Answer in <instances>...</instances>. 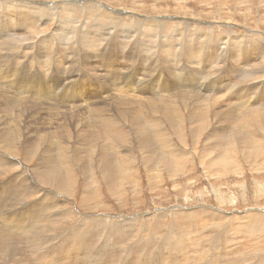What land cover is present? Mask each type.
I'll use <instances>...</instances> for the list:
<instances>
[{
    "label": "rangeland",
    "instance_id": "rangeland-1",
    "mask_svg": "<svg viewBox=\"0 0 264 264\" xmlns=\"http://www.w3.org/2000/svg\"><path fill=\"white\" fill-rule=\"evenodd\" d=\"M37 1L38 2L41 1L38 6L41 7L40 10L42 11L40 13L39 11L35 12L39 17L41 16V18H44V16L46 15L48 19H50V17L53 14L62 16L63 13H65L67 16L63 17L61 21L66 22L67 25L70 26V28L63 29V27L62 28L57 27L55 20L53 22L50 20L48 21V19L46 20L44 19L42 21V25H40L39 27L40 30L42 28L43 29L47 28V31L42 35L43 39L39 43L29 46V48L25 50H22V49L19 50L20 48L19 45H16L15 47H13L11 43L4 44V40H5L4 25L5 23L0 24V56H1L0 65L3 68L7 67L8 72L16 71L17 73H19L20 77L23 78V80H19V82H24L25 84H27V80L25 76L21 75L23 73L29 74L30 77L31 76H34V77L46 76L47 79H49L50 77L60 78L62 77L60 73L62 70L61 68H64L65 66H66V69L69 71L67 75L70 77H74L75 79L74 82L85 83V81L82 80V75L84 74L87 76L89 75L98 76V75H96L94 72L84 67V65L82 64L84 59H90V62L96 61L95 63L99 65V72H102L103 74H106V69L109 67V66L108 67L106 66L107 62L108 64L115 62V65L119 68L124 67L125 70H123V72L124 71L132 72V69L137 67L138 63L140 62L141 65L143 63V66L145 64L144 67L142 66V72L140 74L144 76L146 73L147 74L149 73L148 76L147 74L145 75L148 78L150 74L152 73V71H154L153 69L157 68L155 66L156 65L158 66L159 64V56H158L159 53L158 52H159V48L163 44V38L160 35L154 36L153 35L154 33L152 32H144V28L146 27L145 24L148 22H153L155 20H158L161 22H169L170 24H172L174 28L177 25L178 27H176L175 29L172 27L173 28L172 30L174 31L176 29H179V31L186 29L188 32V35L189 36L191 35L193 39H196L200 34L206 35V29L208 25L215 24L217 27L214 26V29L212 30L213 36L215 38L217 37L218 40L220 38H223V36H224L223 39H225L227 36L228 37L230 36L231 38L235 37L237 39L240 38L241 44H239V47L238 45L235 44V46H237V48L239 49H241L240 45L242 44L251 46L252 41L253 43L256 42L257 44H264V33H263L264 32V0H248V1H245L244 4L240 3V6L236 4L235 8L237 10L234 8V3H232L233 1L231 2L232 4L231 5L230 1L228 2V0H221L222 4L224 5H222V7L218 11L219 16L224 17L226 14V17L232 16L233 20H235L234 21L235 24L229 23L226 26L222 25L225 22L218 23L214 21L213 17H217L216 15L217 13L215 11V8L217 6L210 5L212 4V1L211 2L209 1L208 3L197 4V0H195V2H193L194 0H183L182 1L183 3L180 4L183 6V8L182 9L178 8L180 9L179 11L176 7H180V6L175 4L173 0H167L162 3L152 2L149 0H140L139 4L140 5L143 4L146 6L144 9L145 11L141 12L142 14L138 12H135L137 14H132L130 11L137 10L134 7L129 11V9L131 8V0H126V1L123 0L119 2L118 5L120 6H117V4L116 5L111 4L112 2H114V0H102V1L101 0H79V1L78 0L77 1L76 0H61V3L60 2H57V3L48 2L44 0H37ZM0 3L2 5V0H0ZM30 3L32 4V2H27L28 5H30ZM89 4L94 5L95 7H97V9H100L102 12L101 15L105 18V20L107 19L105 16H107L109 20H112L114 19L113 17H115V20L117 19L116 21L119 22L118 30L115 29L117 31L115 30L111 31L112 33L109 37L105 35H100V33L104 34L110 30L105 31V30H100L97 28L98 30L97 38H99V44L102 41H104L105 44L102 47H98L99 46L98 44L93 50H89L90 52L85 48L84 44L81 42L80 37H79V31L77 29L74 31V40L71 39V34L73 31L71 26L76 23L77 18H79L81 14L75 17V15L70 14L68 11H63V13L61 14L59 13L60 9L66 5H76L77 7H79V6H86ZM127 4L128 5L130 4V5L128 6ZM101 5H103L102 8H101ZM245 5L246 7L244 8ZM201 6H204V7L201 8ZM237 6L239 7V10ZM187 8L188 10H186ZM155 9H161L160 11L166 12V14H157L161 12ZM241 9L248 10L249 17L247 19H244L243 14H240L241 12L243 13V10ZM185 10L189 12H186ZM2 11L4 10L2 9ZM118 11H121V12L125 11V13L118 14ZM152 11L154 13H152ZM184 12L189 14L187 15V18L182 16ZM233 12H235L236 14L234 13L233 15ZM177 13L179 14L177 15ZM210 13L212 14L214 13V16L213 15L210 16L209 15ZM129 14L131 15L128 16ZM223 14L224 16H221ZM133 15H137L136 16L137 18ZM179 15H181L182 17ZM193 15H195L196 17ZM190 16H193V17H190ZM4 19L5 18H3V21ZM15 21L16 20H8L6 23L11 22L12 24H14ZM210 21H212L213 23ZM120 22H123L125 24L120 23ZM243 22L244 23L246 22L245 24L247 26H245ZM121 24H123L124 26ZM238 24H240L241 28ZM242 25L246 28H243ZM192 26L194 29L192 28ZM255 26L258 28H256ZM22 27L24 28L23 31L20 32L18 29H16L14 32L22 33V34L26 33L25 31L26 24L22 25ZM204 29H205V34H204ZM191 30H192V33L190 32ZM216 30H218L217 32L219 33H217ZM9 31L13 32L11 29ZM119 31L124 32L126 35L124 34L123 37L118 36L117 34ZM251 31H252V34H254L253 37H251L252 36ZM62 33H64L65 37H63L64 35H62ZM242 33L244 35H242ZM114 34L117 35L118 37L115 36ZM122 38L124 39L122 40ZM212 40L213 39H211L209 43L210 46L211 47L212 45L216 46L217 42L215 40L213 41ZM181 42H182V38L179 39V41H177L176 43H181ZM213 42L215 43L213 44ZM134 44H138V45L140 44L139 46H141L142 50L136 49ZM229 47H231V45ZM229 47L228 49L226 48V51H224L223 53L219 52V56L221 57L219 59L220 61L226 59L227 56L229 55L228 52L231 51L230 49H232L233 46L230 49ZM145 49L149 50L148 53H146ZM141 51H144L146 55L143 54L144 52H141ZM54 53H57V54H54ZM224 53H226L227 55ZM151 54L152 55L154 54L153 56L155 59L151 58L152 61H147V65H146V63L144 62L145 58L146 59L150 58L149 56H151ZM60 55H63V57ZM95 55H101V56L93 57ZM130 55L133 56L134 58L131 59L132 57ZM26 56H28V59ZM108 57H109V60L107 61ZM179 58L181 59L180 56ZM251 59L249 58V61H250L249 65H255L262 61L260 59L259 60L257 59V61L252 59L253 60L252 61ZM126 60H128V63L126 62ZM229 60L230 62H233L232 59H230V56H229ZM242 64L236 66L234 71H231L232 69L231 67L233 63L218 64L220 65L219 72L222 73L220 75L221 79L217 78V79H214V81L208 80L207 82H204L205 84H203L202 76L205 72H207V69L205 68L204 70L200 71L201 73L200 76H197L199 79L197 77L191 79L193 81H191L192 85L191 84L190 85L193 87L191 86L190 87L192 89L194 88L193 91H195V90H198L200 86L202 87V89L204 88L207 89V88H210V86H216V84H219L220 86L222 84L221 87H223V89H226V90L231 85H235L234 89H240L242 87L243 88L246 87L249 90L251 89V87L254 85L253 83L258 78L261 79L263 77L261 80H259V82L263 83V85L260 87L261 90L259 89L262 92L259 97L264 96L263 95L264 65L261 68H258V69L256 68L254 70L255 71L254 73L259 75V76L256 75L257 77L256 80L249 79L246 81L245 74L244 73H243L244 75L242 74V72L245 71L243 69L245 68L244 67L245 63H242ZM223 65H224V68L222 67ZM37 67L42 68V70ZM55 67L59 69L57 70ZM247 67L248 66H246V68ZM237 68H240L238 69L240 71L242 69L244 71L242 70V72H240L237 70ZM235 70L237 72H235ZM41 72L42 73L45 72V73L42 74ZM141 75L140 77H142ZM229 76L232 77V80L230 79L231 77ZM207 79L208 78H206V80ZM146 81L150 82L151 80L148 79ZM189 82L190 80L187 81V84H189ZM62 83H63V80L60 79L56 81L55 84L60 85ZM243 84L244 86H242ZM90 86L93 87V84L88 83L84 85L83 87L88 88ZM190 87L188 85L187 86L188 89L185 88L184 90L185 91L192 90V89H189ZM64 88L65 87L61 88V86H59L55 90V97H57L59 93L63 92ZM5 89H6V92H8L7 90L8 88L5 87ZM126 89H127L126 84L125 85L124 84H120V85L113 84V90H116L114 92L117 93V91H119V93H121L122 95L125 94L126 96H131L129 92L128 93L125 92ZM27 91L29 94L33 93L31 88H28ZM114 92L112 93V95L116 94ZM61 95L62 94H60V96ZM20 97L21 98L24 97L22 100H26L25 96L22 95ZM246 97H249V103H251L252 101L255 102V98L252 97L251 99L249 94ZM212 99L214 98L212 97ZM214 100H218V99H214ZM28 101L30 102L33 101V104L37 105L39 109L37 107L25 108L19 113L20 115L18 114L19 117H17V115L15 116L16 112L14 111L12 112L14 113V117L12 118L13 119L15 118V121L17 118V126L20 129L21 138L25 141L28 147H36L40 152L51 153L53 155L55 154L56 147L58 145L64 148L65 154L68 157V166H69L70 171L72 172L71 178L72 180L76 181L75 186H74L75 193L73 192V196L71 197H68L69 195L62 193L60 196L62 198H60V201H58L59 203L57 204L59 205V207L62 206L63 208H65L67 212L70 211L71 218L67 219V221H65V219L63 220L62 219L60 220L52 219L54 222H51V223L50 221L48 222L39 221L36 223H32L30 220H29L30 222L28 220L27 221L20 220V219H23L22 218L23 210L20 209L22 205L29 206L32 203H39L40 200L44 198V196L46 197V195L48 194L51 195L50 191L52 190L45 186H41V185H36L39 191H37L36 194L33 193L31 195V198L29 197L30 199L26 198L24 195L21 196V198L18 201L20 210L19 209H17L18 211L17 210L14 211V209L11 210V212L13 213L12 216H15L14 214H17L16 219H14V217L8 218L10 207L7 206L6 202H3L2 206L0 207V227H1L0 228V264H49L52 261L57 262L61 260L66 255L67 248L70 250V254L74 257L73 254L75 253H73L70 249L74 244H76V239L72 238L73 236H76V234L71 235L70 233L72 226H74L75 228L72 230V232L77 231L79 236H84L82 237V239H84L83 240L84 243L88 241V244H86L87 246H85V248L86 247H88V249L90 248L91 249V250L89 249L90 252L94 249L93 252H97L98 254L102 253V255L97 257L99 259L95 258L96 260L92 258L85 259V255L82 252L80 255H77L76 257H74L75 259H73L72 262H68L67 264H91V263L92 264H95V263L96 264H106V263L112 264V262L113 264H121L122 261L124 263V261L128 259H132V258L131 257L126 258L125 257L126 255L122 253L123 255L121 254V256L119 257L117 256L119 258L118 260V258L116 256L113 257L110 252L107 253L109 249H107L106 251L103 248L104 246H102L106 238L105 233H108V235L110 236L108 240V244L111 245V241H113V236L118 235V233L115 232L117 230L114 229L113 227H116L119 225L127 226L126 230L127 231L130 230V232H132L131 238L127 239L126 241L127 245H130L128 246L130 249L127 246L126 248H128L130 252H131V247H132L131 244H139L137 247H135V252L137 250L138 252H141V254L135 253L136 261L138 263L145 264V262L148 261V259H145V257L147 258V257L152 256L153 259L150 264H162L161 262H159L161 260L160 259L157 260V258L155 257V251L152 252V250L155 248V245L153 242H155L156 244V242L160 238H162L161 236L164 237L165 236L164 233H166V229L169 226L173 227L172 228L173 230L176 229L178 222L177 221L174 222L172 220L173 219L172 213L175 214L174 212L175 210L178 213H183L188 218H196L202 210H205L206 211V222L210 220V217H214V215L212 214H215V215L220 214L224 216V219H221L223 223L222 222L221 223H222V227L226 228L225 229L226 231L224 232L222 237H226L227 239L223 242H221L220 240L217 242L215 247L208 246L207 249L209 247L213 248L215 252L217 251L221 255H224V258H222L223 259L222 261L224 263L227 260L228 261L231 260V262L239 261L238 264H241V263L248 264V262L247 261L245 262V260L254 259L256 260L255 264H264V223H262L260 220V216H264V157L258 158L255 161H251L248 158L249 152L255 153L258 151H264V147H262V145L258 143V137H260V135H262V131H264V117L260 118L261 122L259 124H255L249 120L250 118L239 119L238 117L234 115V112H228L226 113V115H224V117H222V119H220V121H218V123H214V121H208V123H206L205 121L206 127L200 132V135L202 136L199 139V146L203 144L204 139L208 141V145H206V147H204L202 151H196L194 155H190V151H192V149H190V140L186 141L184 145V143H182V139H188V137L192 135V129L196 131L198 127L197 125L199 124V122L201 120H204V117H208V115L212 113L211 112L212 107L208 104L202 103L198 99H195V98L178 99L174 101L170 113L167 116L159 117L160 122H161V126L159 127V129L157 130L145 129L143 133L137 132L134 129V127L143 123L147 114L144 112L138 111V109L133 106L123 107L120 110V113L116 116L115 122H118V123L123 122L132 128V130L128 134L130 135V137L125 141L119 140V138L121 137L117 136L115 132L111 133L109 137L104 136L103 130H102V127L99 121L92 114H89V113L55 114V113H52L51 111L55 107H57L58 110L60 109L70 110V109L62 108V106H58V105L54 107L53 105H56V104L47 102L46 99H43L42 101L29 99ZM110 101L111 99H103L101 101L102 103L96 104V106H99L103 103L107 105ZM134 101L138 102L137 100H134ZM55 103H57L56 100H55ZM93 103H97V102H93ZM27 105L32 106V103H28L26 104V106ZM219 107L221 110H224L222 105ZM79 109H76V110L78 111ZM235 112L237 111L235 110ZM156 119L158 120V117H156ZM191 120L194 121V123L192 125H187L186 123ZM156 121H151V122H156ZM178 125L185 127L184 135L178 133L180 129ZM122 127H125V126L122 125L119 129L124 130L125 128H122ZM11 129L14 131L15 126L13 125ZM260 129H262V131H260ZM224 131H226L229 135V138L227 139L225 143L226 148L231 153L239 154L240 152H244L245 155L243 158L238 157V158H234L232 160L227 161L226 176L223 175L220 178L207 176L202 168V164H206V163L213 164L214 158H217L221 155L222 151L214 149L211 146V144L213 141H215L216 137L219 134L223 133ZM165 134L168 136L167 142L172 147L171 149L172 156L175 158L174 159L175 161L173 164L170 165L171 166L170 170H166L164 167L161 168L160 171H168V175L166 176V179H159L160 186L159 188H156L153 191L152 187L147 185V180H148V177L150 176L149 170L151 169L152 162L155 163L157 166H160L161 164L159 163L157 157L165 148H163L162 150H158V147L160 145L161 137L164 136ZM262 137H264V135H262ZM134 141H138V143H140V147H138V149H134ZM113 143H116L117 145L116 146L112 145ZM90 145H93V147H90ZM13 153H14L13 158H12L13 161L11 163L13 164L14 162L15 164H13L12 169L16 165H18L17 170L12 171L11 168H6L5 166L0 167V186H1L0 190L2 191V195L4 194L5 197H7V195L9 194L8 188L5 186L7 180L14 178L17 175L15 173H19L23 171V174H24L23 178L17 177V179L14 180V184H16V186L17 185H21V186L28 185L29 181L31 182V175H32L31 168L33 167V164H35L36 161H38V157H35L30 161V163H26L23 160V153H22L21 148H18L17 150L14 148ZM134 153H136V155H134ZM7 156L8 155L5 154V156L4 155L1 156L2 158L0 157V159H4L8 161ZM84 158H87V160H84ZM21 160H23V163ZM95 161H100L104 165L114 163L115 161H120L123 164L122 165L123 172L121 174L125 176L123 177L121 186H119V190H118L120 194L119 199H113L111 196H109L105 188L109 184V181H103L101 179L102 177L107 176V172L114 169V167L112 166V167L100 168L99 166H95V165L88 166V163L95 162ZM220 168L221 166L219 164H215L213 168V173H218ZM172 171H174V173H172ZM171 177H174L177 180H179L175 186H172V184H170L171 182H169ZM209 177L212 179H210ZM116 178L119 179L120 176ZM213 178H215V180H213ZM218 179H220L219 180L220 183H218L219 182ZM93 183H96L97 190H100L99 191L100 193L98 194V197L96 200L89 203L88 208H84V207L82 208V206L80 205L81 203H79L78 201L80 200L82 184H93ZM131 184L133 185V188L130 186ZM67 198H69L70 200L68 199L67 201ZM10 204H11V199L9 200V206ZM102 205L105 206L103 210L104 212L101 210L92 209V207H95V206L97 207V206H102ZM50 206L51 205L49 204L46 207V209L48 210V212L46 213H51L52 210L53 212L56 210L53 206L51 207ZM155 210H158V211H155ZM57 211L60 212V208ZM157 215L158 217L162 216L160 217V220L157 217ZM102 217H103V220H102ZM96 219L99 222L102 220L101 221L102 223L104 221V225L105 223L106 225L105 227L104 225L99 226L98 228L96 227L97 233L95 234L93 230L91 229L87 230V226L89 227L90 224L93 225ZM32 225L34 226L32 227ZM154 226H156V228H154ZM80 227H83L82 231L79 230ZM6 228H9V229H6ZM22 228L26 230L28 228L27 233H23L22 230L24 229ZM208 228L211 232H213L212 234L214 235L217 231L220 230L219 227H208ZM35 229L36 230L42 229L39 232L40 233L39 238L37 236L33 237V233ZM86 230L87 232H85ZM88 231H89L90 237L88 236ZM227 231L231 233L230 237ZM49 233L51 234V236L49 235ZM64 233L67 234L68 237ZM218 233L219 232H217L216 235H218ZM63 234L65 235L64 237H63ZM85 235H87V237ZM97 235L100 236V238L97 237ZM49 236L51 237V239H48ZM93 236H94V239H92ZM102 236H105V237L103 238ZM37 238L39 239V241L37 240ZM65 238L66 240H63ZM41 239L42 241H40ZM213 239H216V236H214ZM139 240L140 241L142 240V242H139ZM14 241H17L18 244ZM94 241L96 244H93ZM96 241L97 242L99 241V242L97 243ZM256 243H259V246H260L259 251L257 252V254L254 253V255L249 256L248 251H250L251 249H254V247H256ZM36 244L39 247L36 246ZM223 244L224 246H222ZM33 245H34V248H33ZM88 245H91V246L89 247ZM150 245H152V247ZM161 245L162 243H158L157 247L161 248ZM99 247H100V250H99ZM102 248L104 251L102 250ZM219 248H222V249L219 250ZM237 250L239 251L238 253H235V254L232 253L231 255L230 254L227 255L229 251L231 253L232 251H237ZM244 250H246L247 252H245V254L243 255L244 261H241V259L239 258L240 256L242 257V252ZM210 251L211 249L207 250L208 258H210L209 256L210 254H212V251L211 252ZM163 253L165 254V256L167 255L166 254L167 251L164 250ZM173 254L174 256H177V251L174 250ZM102 258L103 260L101 261L100 259ZM114 259H117V260H114ZM206 261L207 260L202 261L203 264H205ZM224 263L220 262L219 264H224ZM251 263L252 261L249 260V264Z\"/></svg>",
    "mask_w": 264,
    "mask_h": 264
},
{
    "label": "bare ground",
    "instance_id": "bare-ground-1",
    "mask_svg": "<svg viewBox=\"0 0 264 264\" xmlns=\"http://www.w3.org/2000/svg\"><path fill=\"white\" fill-rule=\"evenodd\" d=\"M44 1L54 2V3L60 2L61 3V0H44ZM121 1H123V0H114V2H112L111 4H113V5L117 4V6H120V5H118V3ZM149 1L162 3V2L167 1V0H149ZM173 1L175 2V4L180 6V7H176L177 9L183 8V6L180 5L181 3H183L182 2L183 0H173ZM209 1L210 2L212 1V4H210V5H212V6L216 5L217 6L215 8V11L217 13L216 14L217 17H213L214 13L209 14L210 16L213 15L212 17H213L214 21H216L218 23L219 22H221V23L225 22L222 24L225 26L228 25L229 23L235 24V22H234L235 20H233L232 16L226 17V14H225V16H224V14L221 15L224 17L219 16L218 11L222 7V5H224V4H222L221 0H197V4L208 3ZM229 1H230V4L233 1L232 3H234V8H235L236 4L238 6H240V3L244 4V2L248 1V0H228V2ZM27 2H32V4L30 3V5H28L29 3L27 4ZM40 2H38L37 0H2V5L0 3V10H1L0 11V24L5 23V25H4V32H5L4 44L5 43H11L13 47H15L16 45H19V47H20L19 50L20 49L25 50V49L29 48V46H32L36 43H39L43 39L42 35L47 31V28H44V29L42 28L40 30L39 27H40V25H42V21L44 19L45 20L48 19V17L45 15L44 18H41V16L39 17L35 13L38 11L40 13L42 11V10H40L41 7L38 6ZM193 2H195V0ZM128 3H130V2H128ZM139 3H140V0H131V8L130 9L128 8L129 11L133 7L138 10V11L137 10L136 11L135 10L130 11L132 14H137L135 12L141 13V12L145 11L144 9L146 6L143 5L142 3H141L142 5H140ZM165 5H167V4H165ZM231 5H230V7H231ZM102 6L103 5H101V8H102ZM238 6H237V8L239 10ZM202 7H204V6H201V8ZM245 7H246V5L244 6V8ZM1 8L4 11H2ZM189 9H190V7H189ZM243 9H241V10H243ZM155 10L161 12L160 11L161 9H155ZM155 10H154V12H155ZM178 10L180 11V9H178ZM186 10H188V8ZM241 10H240V12H241ZM63 11H68L70 14L75 15V17L79 16L81 14V16L79 18H77L76 23L71 26V28L73 29L72 34H71V39L74 40V31L77 29L79 31L80 40L84 44L85 48L88 51L93 50L99 44V38H97V35H98L97 34V32H98L97 28L100 30H105V31L110 30L104 34L100 33V35H105L107 37H109L111 35V33H112L111 31H113L115 29L118 30L119 22L116 21L117 19L115 20V17H113L114 19L109 20V18L107 16H105L107 18L105 20V18L101 15L102 14L101 10L97 9V7H95L94 5L89 4L86 6H79V7H77L76 5H66L60 9L59 13L61 14V13H63ZM104 11H106V10H104ZM215 11H213V12H215ZM154 12L152 11V13H154ZM186 12H189V11H186ZM186 12H184L183 15L182 14L181 15L187 18V15H189V14H187ZM124 13H125V11L124 12L118 11V14H124ZM179 13H177V15ZM234 13L235 12H233V15H234ZM157 14H166V12H161V13H157ZM240 14H243L244 19H247L249 17L248 10H246V9L243 10V13L241 12ZM115 15H117V14H115ZM130 15L131 14H129L128 16H130ZM181 15H179V16H181ZM65 16H67L65 13H63L62 16H58L57 14H53L51 17L49 16L50 19H48V21L50 20V21L54 22V20H55L57 27H61V28L63 27V29L64 28H70V26L67 25L66 22L61 21V19ZM133 16L136 17L137 15H133ZM193 16H195V15H193ZM193 16H190V17H193ZM243 17H242V19H243ZM3 18H5L4 21H3ZM205 19H207V18H205ZM8 20H16V21L14 22V24H12L11 22L6 23ZM182 20H183V18H182ZM191 20H192V18H191ZM212 21H210V22H212ZM236 21H238V20H236ZM243 21H245V20H243ZM208 22H209V20H208ZM120 23H123V22H120ZM245 23H244V25L247 26ZM24 24H26V28H25L26 33L22 34V33H15L14 32L16 29H18L20 32L23 31L24 28L22 27V25H24ZM123 24H125V23H123ZM123 24H121V25H123ZM238 25L240 26V24H238ZM145 26L146 27L144 28V32H152V33H154L153 34L154 36L160 35L163 38V44L159 48V52H158L159 53V55H158L159 56V64H158V66L157 65L155 66L157 68L153 69L154 71H152V73L150 74V76L148 78L145 76L147 73L144 76H142L140 74L142 72V66H143V63L141 65L140 62L138 63L137 67L132 69V72L131 71H124L123 72V70H125L124 67L119 68L115 65V62L110 63V64H108V62H107V64L106 63L105 64L107 67L108 66L109 67L106 69V74H103L102 72H99V65H97L95 63L96 61L90 62V59H84L83 58L84 61L82 62V64L84 65V67L88 70H91L96 75H98V76L89 75L90 77L85 75V74L82 75V80H84L85 83L74 82V80H75L74 77H70L67 75L69 73V71L66 69V66H65L64 68H61L62 70L60 73H61L62 77H60V78L50 77L49 79H47L46 76H44V77L31 76L30 77L29 74L23 73L21 75L25 76L26 80H27V84H25L24 82H19V80H23V78L20 77L19 73H17L16 71L8 72L7 67L3 68L0 65V155L1 156H3V155L5 156V154L8 155L7 156L8 161H6L4 159H0V167L5 166L6 168L12 169L13 164H15L14 162H13V164L11 163L13 161L12 158L14 155V153H13L14 148L16 150L18 148H21L22 153H23V160L26 163H30V161L33 158L38 157V161H36V163L33 164L32 168L30 167L32 169V171H31L32 172L31 182L29 181V184H28L26 182L27 180L25 181L28 185H25V186L17 185L16 186V184H14V180H16L17 177L23 178L24 174L22 171L19 173H15L17 175L14 178L8 179L6 182V185L4 183V185L8 188L9 194L7 195V193H6L7 197H5L4 194L2 195V191L0 190V207L2 206L3 202H6L7 206L10 207L9 213L7 212L8 218H11V217H14V219L17 218V214H14L15 216H12L13 213L11 212V210L14 209V211H15V210L19 209V202L18 201L22 195H24L26 198L30 199L31 195L33 193L36 194L37 191H39L37 189L36 185L45 186V187L51 189L52 190V191H50L51 195L48 194L49 196L46 195V197L43 195L44 198H42L39 203H32L29 206L22 205V207H20V209L23 210V214H22L23 219H20L21 221L22 220L23 221H27V220L29 221L30 220L32 223H36L39 221H47V222L50 221V223H51V222H54L53 220L65 219V221H67V219L71 218V216H70L71 212L70 211L67 212V210L65 208H63L62 206L59 207V205L57 204V203H59L58 201H60V198H62V197H60L62 193L69 195L68 197L73 196V192L75 193L74 186H75L76 181L72 180V178H71L72 172L69 169L68 157L65 154L64 148L62 146L58 145L56 147V152L53 155L51 153L40 152L36 147H28L26 145L25 141L21 138V132H20L19 127L17 126V118H16V121H15V118L14 119L12 118V117H14V113H12L14 111L16 112L15 116L17 115V117H19L18 114L23 109L37 107V105L33 104V101L32 102L28 101L29 99L39 100V101L46 99L47 102H51V103L56 104V105H53L54 107L58 105V106H62V108L70 109V110H66V109L58 110L57 107H55L51 110L52 113H55V114H85V113L92 114L99 121V123L102 127V130H103L104 136L109 137L111 135V133L115 132L117 136L121 137V138H119V140H124V141L130 137V135H128V134L132 130V128L123 122H121V123L115 122L116 116L120 113V110L123 107L133 106V107H136L138 109V111L144 112L147 114L145 119H144V122L139 124L138 126L134 127V129L137 132L143 133L145 129H155V130L159 129V127L161 126V122H160L159 117L160 116H167L170 113L174 101H176L178 99H191V98L198 99L202 103L210 105L212 107V111H211L212 113H210V115H208V117H204V120H201L199 122V124L197 125L198 127H197L196 131H194V129H192V135H190V137H188V139H182V143H184V145H185L186 141L190 140V149H192V151H190V155H194V153H196V151H202V149H204V147H206V145H208V141H206V139H204L203 144L199 146V139L202 136V135H200V132L206 127V123H208V121H214V123H218V121H220V119H222V117H224V115H226V113L234 112V115L236 117H238L239 119L250 118L249 120L255 124H259L261 122L260 118L264 117V96H262V97H259V96L262 93L260 91L261 90L260 87L263 85V83L259 82V78L257 79V77H256L257 74L254 73L255 72L254 68L258 69L264 65V63H262V62H264L263 61L264 60V52L261 53V57H257V53H255L254 50L257 48L258 45H261L262 47H264V44H257L256 42L253 43V41H252L251 46L247 45L249 58L250 59L252 58L256 61H257V59L262 60L260 63L255 62V63H257L255 65H249V62H250L249 58L247 59L245 57V55L242 53V51L239 48H237V46H235V44L238 45L241 42V39L240 38L237 39L234 36H233L234 38L227 36L225 39H223L224 38V36H223V38H220L218 40V38L217 37L215 38L212 34L213 33L212 30L214 29V26H216L215 24H209L207 29H206V35L200 34L196 39H193V37H191V35L189 36L186 29H184L182 31L181 30L179 31V29H176L178 31L175 30L176 31L175 32L174 30H172L174 27L169 22H161V21L155 20L153 22L146 23ZM176 27H178V26L176 25ZM252 27H253V25H252ZM192 28H193V26H192ZM240 28H241V26H240ZM243 28H246V27L243 26ZM247 28H249V27H247ZM256 28H258V27H256ZM10 29L13 32H10L9 31ZM117 30H115V31H117ZM217 31L218 30H216V32ZM253 31H254V29H253ZM190 32L192 33V30ZM195 32H197V31H195ZM2 33H3V31H2ZM217 33H219V32H217ZM65 34H66V32H65ZM124 34H125L124 32L119 31L117 35L120 37H123ZM204 34H205V29H204ZM246 34H247V32H246ZM246 34H245V36H246ZM62 35H64V33H62ZM117 35H115V36H117ZM229 35H230V33H229ZM242 35H244V34L242 33ZM251 35H252L251 37H253V35H254V34H252V31H251ZM63 37H65V35ZM181 38H182V42L176 43ZM123 39L124 38H122V40ZM211 39H213L217 42L216 46L215 45H212V47L210 46L209 43H210ZM153 40H155V39H153ZM251 40H252V38H251ZM125 41H126V39H125ZM214 43L215 42H213V44ZM259 43H261V42H259ZM104 44H105V42L102 41L98 47H102V46H104ZM106 45H108V44H106ZM139 45L134 44L136 49L142 50L141 46H139ZM230 45H231V47L233 46L232 49H230L231 48V47H229ZM81 47H82V45H81ZM228 47L231 50V51L229 50L230 52H228L229 55L227 56L226 59L220 61L219 59L221 57L219 56V52L223 53L224 51H226V48L228 49ZM145 50H146V53H148L149 50H147V49H145ZM60 51H62V50H60ZM141 52H144V51H141ZM146 53L144 52L143 54L146 55ZM54 54H57V53H54ZM224 54H226V53H224ZM153 55L151 54V56H149L150 58H148V59L145 58L144 62L146 63V65H147V61H152L151 58H154ZM156 55H157V53H156ZM60 56L63 57V55H60ZM97 56H101V55H95L93 57H97ZM179 56L181 57V59L179 58ZM229 56L233 62H230ZM26 57L28 59V56H26ZM131 57H132L131 59L134 58L133 56H131ZM85 58H86V56H85ZM76 59H77V57H76ZM108 60H109V57L107 58V61ZM3 61H5V60H3ZM126 62L128 63V60H126ZM220 63L221 64L222 63H233V65L231 67L232 68L231 71H234L236 66H238L242 63H245L244 67L245 68H246V66H248V67L246 69L242 67L245 71L241 68L244 72H242V70L241 71L238 70L240 68H237V70L242 72V74L243 73L245 74V77H246L245 80L246 81L249 79H251V80L257 79V80L253 83L254 85L249 90L246 87H244V88L242 87L240 89H234L235 85L229 84L231 86L229 87V92L227 93L226 96L224 95L223 87H221L222 84L220 86H219V84H216V86H210V88H207V89H205V88L202 89V87L200 86L199 88L197 87L198 90L193 91L194 88L193 89L191 88V87H193V86H191L192 85L191 81H193V80H191V79L196 78L197 76H200V74H201L200 71L204 70L205 68L207 69V72H205L202 76L203 77V82H202L203 84H205L204 82H207L208 80L214 81V79H217V78L221 79L220 75L222 73L219 72L220 65H218ZM234 63H235V65H234ZM66 64H67V62H66ZM144 66H145V64H144ZM60 67H61V65H60ZM222 67L224 68V65ZM37 68H39V67H37ZM39 69L42 70V68H39ZM261 70H263V69H261ZM182 72H184V73H182ZM235 72H237V71L235 70ZM43 73H45V72H43ZM148 74H147V76H148ZM258 74H260V73H258ZM140 75L142 77H140ZM257 76H259V75H257ZM83 77H84V79H83ZM229 77H231V76H229ZM206 78H208V79L206 80ZM60 79L63 80V83L60 85L55 84L56 81H58ZM148 79L151 81L150 82L146 81ZM230 79L232 80V77ZM235 79H237V78H235ZM189 80H190V82H189V84H187V81H189ZM103 81H104V83H103ZM88 83L93 84V87L92 86H90L88 88L83 87L84 85H86ZM113 84L114 85H118V84L119 85L120 84L125 85L126 84L127 89L125 90V92H127V93L129 92L131 96H126L125 94L122 95L121 93H119V91H117V93L114 92L116 90H113ZM226 84H228V83H226ZM244 84L242 86H244ZM111 85H112V87H111ZM188 85H189V87L191 86L189 89H192V90L185 91L184 89L187 88ZM211 85H213V84H211ZM59 86H61V88H63V87H65V88L63 89V92L59 93L57 95V97H55V90ZM224 86H226V85H224ZM240 86H241V84H240ZM5 87L8 88L7 89L8 92H6ZM28 88H31L33 93L29 94L27 91ZM257 90H259V91H257ZM249 91H251V92H249ZM113 92L116 94L112 95ZM60 94H62V95L60 96ZM248 94L250 95L251 99H252V97L255 98L256 103L253 101L251 103H249V97H246ZM22 95L25 96L26 100H22L24 98V97L23 98L20 97ZM263 95H264V91H263ZM212 97L214 99H218V100H214V99H212ZM103 99H111V101L107 105L105 103H103L106 106L103 104L96 106V104L102 103L101 101ZM55 100L57 103H55ZM134 100H137L138 102H136ZM25 101H27V102H25ZM93 102H97V103H93ZM28 103H32L33 107L28 106V105L26 106V104H28ZM221 105L223 106L224 110L220 109L219 106H221ZM47 106H48V104H47ZM37 108L39 109V107H37ZM76 109H79V110L77 111ZM235 110L238 113L235 112ZM156 117H158V120L156 119ZM151 121H156V122H151ZM205 121H206V123H205ZM193 123H194V121L191 120V121H188L186 124L192 125ZM13 125L15 126L14 131L11 129ZM122 125L125 126V127H122V128H125L124 130L119 129ZM178 127L180 128L178 133L184 135V128L185 127H182L181 125H178ZM260 131H262V129H260ZM262 135H264V131H262ZM262 135H260V137H258V143H260V145H262V147H264V137H262ZM202 138H204V137H202ZM228 138H229L228 133L226 131H224L223 133L219 134L216 137L215 141L212 142L211 146L216 150H221L222 152H221V155L219 157L214 158L213 164H210V163L202 164V168H203V170L207 176L215 177V178H220L223 175L226 176L227 161L232 160L234 158H238V157H240V158L244 157V155H245L244 152H240L239 154H235V153H231L226 148L225 143H226ZM167 139H168V136L166 134L164 136H162L161 140H160V145L158 147V150H162L163 148H165L157 157L159 163H161L160 166H157L155 163L152 162L151 163V169L149 170L150 176L148 177L147 185L151 186L153 191L156 188H159V186H160L159 179H166V176L168 175V171H160L161 168L164 167L166 170H170V168H171L170 165L173 164L175 161L174 160L175 158L172 156V151H171L172 147L167 142ZM112 145L116 146L117 144L113 143ZM90 147H93V145H90ZM138 147H140V143H138V141H134V149H138ZM15 154H17V153H15ZM134 155H136V153H134ZM263 157H264V151H258L255 153L249 152L248 158L251 161H255L258 158H263ZM23 160H21L22 163H23ZM84 160H87V158H84ZM192 163H193V161H192ZM215 164H219L221 166L218 173H213V168H214ZM92 165L99 166L100 168L112 167V166L114 167V169L107 172V176L102 177L101 179L103 181H109V184L105 187L109 196H111L113 199H119V195H120L119 191H118L119 186H121L122 181H123V177L125 176V175L121 174L123 172V166H122L123 164L120 161H115L114 163L105 164V165L102 164L100 161L88 163V166H92ZM17 168H18V165H16L12 169V171L17 170ZM172 173H174V171H172ZM118 176H120L119 179L116 178ZM215 178H213V180H215ZM210 179H212V178H210ZM221 179H223V178H221ZM219 180L220 179H218V181ZM23 181H24V179H23ZM178 181L179 180H177L174 177H171L169 180V182H171L170 184H172V186H175ZM215 183H216V181H215ZM218 183H220V181ZM130 186L133 188L132 184ZM80 188H81V186H80ZM99 191L100 190H97L96 183L82 184L80 200H78L79 203H81L80 205L82 206V208L83 207L88 208L89 203L97 199L98 194L100 193ZM157 192H159V191H157ZM10 199H11V204L9 206V200ZM68 199L69 198H67V201H68ZM22 200H20V201H22ZM49 204L56 209L54 212L52 210L53 213L52 212L46 213V212H48L46 207ZM63 205H64V203H63ZM58 207L60 208V212L57 211V210H59ZM104 207H105L104 205L97 206V207L95 206V207H92V209L103 211ZM166 209H168V208H166ZM1 211H2V209H1ZM155 211H158V210H155ZM174 212H175V214L172 213V218H173L172 220L174 222L175 221L178 222L176 229L173 230L172 229L173 227L169 226L166 229V233H164L165 236L164 237L161 236L162 238H160L156 242V244H155V242H153L155 245V248L152 250V252L155 251V257L157 258V260L160 259L161 261H159V262H161L162 264H198V263L203 264L202 261H204V260H207L205 262V264H219L220 262L224 263L222 261L223 260L222 258H224V255H221L217 251L215 252L213 248H210V247L208 248L209 250L211 249L212 254H210V256H209L210 258L207 257V250H208L207 247L208 246L215 247L218 241L221 240V242H223L227 239L226 237H222L224 232L226 231L225 230L226 228L222 227L223 222L221 220V219H224V216H222L220 214H217V215L212 214V215H214V217H210V220L208 222H206V211L205 210H202L196 218H188L183 213L176 212V210ZM154 214H155V212H154ZM212 215H210V216H212ZM65 217H67V218H65ZM103 217H105V216H103ZM103 217H102V220H103ZM157 217H158V215H157ZM160 217H162V216L158 217L159 220H160ZM260 220L262 223H264V216H260ZM100 222L97 221V219H96V221L93 223V225L95 227L90 224L89 227L87 226V230L91 229L96 234L97 228L99 226L104 225V221H103V223L102 222L100 223ZM29 225H31V224H29ZM70 225H72V224H70ZM105 225H106V223H105ZM105 225H104V227H105ZM27 226H28V224H27ZM33 226L34 225H32V227ZM208 227H219L220 230L217 231V232H219L218 235H216L217 232L215 233V235L212 234L213 232H211ZM24 228H22V229H24ZM113 228L117 230L115 232H117L118 235L113 236V241L110 240L111 245H109L108 240H109L110 236L108 235V233H105L106 238H105V240L103 239L104 243L102 242L103 243L102 246H104L103 247L104 250L107 251V249H109L107 251V253L110 252L113 257H115V256L119 257V256H121L122 253H124L126 255V256L124 255L126 258H128V257L132 258V259H128V260L124 261V263L122 261L121 264H140L136 261V254L137 253L141 254V252H138V250L135 252V247H137L139 244H131L132 247H131V252H130L129 251L130 248L128 247L130 245H127V243H126L127 239L131 238L132 232H130V230H128V231L126 230L127 226L119 225V226H116ZM154 228H156V226H154ZM6 229H9V228H6ZM73 229H75L74 226H72L70 233H71V235L76 234V236L72 237V238L76 239V244L73 243L74 245L70 249L73 253H75V254H73L74 257H76L77 255H80L83 252L85 255V259H90V258L99 259L97 257L101 256L102 253L98 254L97 252H93L94 249L90 252V250H91L90 248H89L90 250L88 249V247L85 248V246H87L86 244H88V241L86 242V240H85L86 243H84V241H83L84 239H82V237H84V236H79L77 231H75V232L73 231L74 232V234H73V232H72ZM41 230L42 229H40V230L35 229V231L33 233V237L37 236L39 238L40 237L39 232ZM79 230L82 231L83 227H80ZM87 230L85 232H87ZM151 230H153V229H151ZM27 231H28V228H27V230L26 229L22 230L23 233H27ZM227 232L229 233V237H230L231 233L229 231H227ZM50 233H49V235L51 236ZM64 234H63V237L65 235L67 236V234H65V235ZM71 235H70V237H71ZM50 236H49V238L48 237H46V238L51 239ZM85 236L87 237V235H85ZM88 236H89V231H88ZM94 236L92 239H94ZM105 236H102V237L104 238ZM214 236H216V239H213ZM97 237L100 238V236H98V235H97ZM38 238H37V240L39 241ZM66 238L63 240H66ZM42 239H44V238H42ZM42 239L40 241H42ZM149 240H151V239H149ZM14 242L17 243V241H14ZM26 242H28V241H26ZM139 242H142V240L141 241L139 240ZM158 243H162L161 248L157 247ZM93 244H96L95 241ZM34 245H33V248H34ZM225 245H227V244H225ZM36 246H38V245L36 244ZM88 246L90 247L91 245H88ZM126 246L129 249L126 248ZM150 246L152 247V245H150ZM222 246H224V244ZM92 247H93V245H92ZM103 248H102V250H103ZM222 248H219V250ZM259 249H260L259 243H256V247H254V249H251L250 251H248L249 256L254 255V253L257 254ZM99 250H100V247H99ZM164 250L167 251L166 256L163 253ZM174 250L177 251V256H174V254H173ZM246 250H244L242 252V257L240 256V258H239V259H241V261H244L243 255L245 254V252H247ZM66 251H67L66 255L61 260H59L57 262L52 261L49 264H67L68 262H72L73 259H75V258L70 254V250L68 248L66 249ZM238 252H239L238 250L232 251L231 253L229 251L227 255H229V254L231 255L232 253L235 254ZM149 256H151V255H149ZM257 257H259V256H257ZM260 257H262V256H260ZM145 259H148V261L145 262V264H150L153 258L151 256V257H147V258L145 257ZM100 260L102 261L103 258ZM114 260H117V259H114ZM118 260H119V258H118ZM249 260L252 261L251 264H255V262H256V260H254V259H247V260H245V262L247 261L249 264ZM238 262L239 261L231 262V260L230 261L227 260L224 264H238ZM106 264H108V263H106ZM112 264H113V262H112Z\"/></svg>",
    "mask_w": 264,
    "mask_h": 264
},
{
    "label": "flooded vegetation",
    "instance_id": "flooded-vegetation-1",
    "mask_svg": "<svg viewBox=\"0 0 264 264\" xmlns=\"http://www.w3.org/2000/svg\"><path fill=\"white\" fill-rule=\"evenodd\" d=\"M239 44H241V42H240ZM239 44H238V47H239ZM242 46H244V47H242ZM240 47H241L240 50H241L242 53L245 55V57L248 59L249 56H248L247 45H246V44H245V45L242 44V45H240ZM254 52L257 53V57H261V53L264 52V47H262L261 45H258L257 48L254 50ZM263 61H264V60H263ZM254 69H256V68H254ZM259 80H261V79L259 78ZM223 92H224V95L226 96L227 93L229 92V88H227V90L224 89Z\"/></svg>",
    "mask_w": 264,
    "mask_h": 264
}]
</instances>
